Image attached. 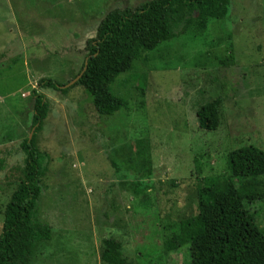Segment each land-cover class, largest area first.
<instances>
[{"label":"rangeland","instance_id":"rangeland-1","mask_svg":"<svg viewBox=\"0 0 264 264\" xmlns=\"http://www.w3.org/2000/svg\"><path fill=\"white\" fill-rule=\"evenodd\" d=\"M148 1L0 0V234L26 174L32 91L50 104L38 143L51 158L40 203L53 235L33 264H102L105 238L122 244L130 264L189 263L188 247L170 251L167 241L198 213V186L228 176L230 151H264V0H232L203 34L186 30L147 52L116 82L127 106L112 117L95 111L83 87H67L104 17ZM43 79L75 87L61 94L40 87ZM218 97L219 128L201 130L198 109ZM105 151L124 167L118 175ZM251 209L264 229V202Z\"/></svg>","mask_w":264,"mask_h":264},{"label":"trees","instance_id":"trees-1","mask_svg":"<svg viewBox=\"0 0 264 264\" xmlns=\"http://www.w3.org/2000/svg\"><path fill=\"white\" fill-rule=\"evenodd\" d=\"M231 4L232 0H149L137 8L126 5L110 11L95 37L86 42L85 60L73 80L84 73L75 86L85 89L99 115L114 116L127 106L126 99L114 92L122 75L134 69L147 52L184 31L203 34L210 20H225ZM39 85L61 94L75 87L67 89L52 79H43ZM32 95L34 132L21 143L25 178L3 210L0 264H33L38 246L51 241L53 235L41 218L40 203L51 158L38 143L50 104L38 90ZM222 104L218 97L198 109L201 130L219 128ZM105 155L115 173L122 172L124 167L111 152ZM226 164L228 176L208 178L198 186V213L181 219L167 241L170 251L188 247L190 262L186 264H264V229L251 209L256 202H264V151L251 145L234 149L227 154ZM101 260L102 264H130L115 238L103 239Z\"/></svg>","mask_w":264,"mask_h":264},{"label":"water","instance_id":"water-1","mask_svg":"<svg viewBox=\"0 0 264 264\" xmlns=\"http://www.w3.org/2000/svg\"><path fill=\"white\" fill-rule=\"evenodd\" d=\"M86 67H87V62H86V64H85V69H86ZM84 72H82L76 79H74L72 82H70L69 83V85L67 86V87H70V86H72L73 84H75L76 82H78V80L82 77V74H83ZM66 88V87H65ZM31 137H32V135H31Z\"/></svg>","mask_w":264,"mask_h":264}]
</instances>
